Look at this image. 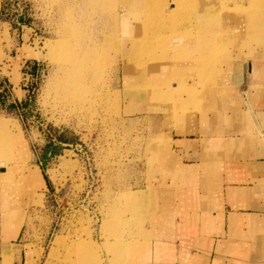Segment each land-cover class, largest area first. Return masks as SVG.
Returning a JSON list of instances; mask_svg holds the SVG:
<instances>
[{
	"label": "rangeland",
	"instance_id": "rangeland-1",
	"mask_svg": "<svg viewBox=\"0 0 264 264\" xmlns=\"http://www.w3.org/2000/svg\"><path fill=\"white\" fill-rule=\"evenodd\" d=\"M162 1L141 0L126 22L124 0L0 1V215L9 219V207L20 215L11 220L15 233L24 222L16 242L34 249L24 264H71L84 253L85 264L137 261L151 201L150 187L140 189L154 175L165 131L202 111L199 94L223 77V56L264 48V0ZM202 2L220 18L212 40ZM248 6L260 34L210 50ZM174 18L179 24L161 28ZM171 31L195 51L190 61L162 49ZM20 54L36 63L28 78ZM69 67L83 91L63 102L55 86ZM40 169L43 180L33 177ZM16 252L0 253V264H15Z\"/></svg>",
	"mask_w": 264,
	"mask_h": 264
},
{
	"label": "crops",
	"instance_id": "crops-1",
	"mask_svg": "<svg viewBox=\"0 0 264 264\" xmlns=\"http://www.w3.org/2000/svg\"><path fill=\"white\" fill-rule=\"evenodd\" d=\"M21 54L28 78L36 63ZM246 55L223 56V77L199 94L202 111L165 131L154 175L140 189L151 194L143 248L128 264H264V48ZM6 213L0 253L12 248L24 264L34 249L16 242L24 222L15 233L8 223L20 215Z\"/></svg>",
	"mask_w": 264,
	"mask_h": 264
},
{
	"label": "bare ground",
	"instance_id": "bare-ground-1",
	"mask_svg": "<svg viewBox=\"0 0 264 264\" xmlns=\"http://www.w3.org/2000/svg\"><path fill=\"white\" fill-rule=\"evenodd\" d=\"M98 1V0H97ZM122 1V0H121ZM125 2H124V6L121 8V13L122 14H119L120 16L122 15L124 18V22H126L125 21V18L127 17V15L129 14V13H131L132 11H130L131 9L132 10H135L136 9V6H138V5H140V2H141V0H124ZM146 1H148V0H146ZM151 1V0H150ZM162 1V0H161ZM164 1V0H163ZM162 1V2H163ZM167 0H165V2H166ZM212 1V0H211ZM210 1V2H211ZM218 1V3H220V5H221V2H219L220 0H216V2ZM215 2V3H216ZM150 3V2H149ZM148 3V4H149ZM203 3V6L205 7L204 9H206L205 11H204V13L205 14H203V18L205 17V26H206V31H205V33H208V35L207 36H212L211 38H210V40H212V38H214L215 37V35L216 34H218V35H220V32L218 31L221 27H220V18H219V20H217V19H215V17L216 16H214V14H215V12H213L212 10H210V8L209 9H207L206 8V3H204V2H202ZM208 3H209V1H208ZM122 4H123V2H122ZM144 4V3H143ZM197 4V3H196ZM129 6V11L130 12H128V10L126 11V6ZM148 6V5H147ZM146 8V7H145ZM143 9V8H142ZM149 9V8H148ZM144 10V9H143ZM150 11V10H149ZM221 10H219V11H217L218 13H221L220 12ZM251 6H248V7H246V8H244V9H242V11H239V13L237 14L238 15V17H241L242 19L239 21V24L237 23L236 25H232L231 27H229V30H227V33H228V35L227 36H225V39H227L228 41L225 43V39L224 38H221V37H217L216 39V41L215 42H213L212 43V41L210 42V47H209V49L210 50H213V51H215L216 52V46H220L221 48L223 47V49H229V47H228V44H230V43H228L229 41L231 42V43H233V42H235L236 40H237V42H238V39H239V37L240 36H242V37H245V36H247V37H250V38H252V37H255L256 35L258 36V34H260V33H258V31H256L257 29L256 28H253V26H251V22H250V16H251ZM146 13H147V11H146ZM136 14V13H135ZM118 15V16H119ZM147 16V15H146ZM149 16H150V14H149ZM148 16V17H149ZM176 16V15H175ZM221 16V15H220ZM134 17H135V15H134ZM201 17V16H200ZM187 18V17H186ZM189 18H191V17H189ZM129 19V18H128ZM183 19V18H182ZM135 20V19H134ZM179 18H174L173 20H172V22L170 23V24H165V25H163V26H161V28L162 27H171V26H175L177 23L179 24ZM189 20V19H188ZM100 21V20H99ZM133 21V20H132ZM110 22L112 23L113 22V18H111V20H110ZM129 22V21H128ZM140 22V21H139ZM185 22H187V21H185ZM204 22V21H203ZM107 23H108V20H107ZM197 23V22H196ZM186 24V23H185ZM202 24V23H201ZM219 27V28H218ZM160 28V27H159ZM138 29V28H137ZM180 29H181V27H180ZM185 29V28H184ZM183 29V30H184ZM173 30V29H172ZM174 30H176V29H174ZM150 32V31H149ZM172 32V31H171ZM176 32H180L179 30L178 31H176ZM176 32H174V33H176ZM216 32H218V33H216ZM166 33V32H165ZM173 33V32H172ZM174 33L173 34H171V36H170V38H171V40L170 41H168L166 44H165V46H163V48L162 49H164V48H167V50H169V48L171 47L172 49V51L171 52H173V55L174 56H176V57H178L177 55H179V57H178V59H181L182 61L183 60H185V61H190L191 60V58L193 57V55H196L195 54V51L194 50H192V52L190 51V50H188V46H185L187 43L185 42L186 40L185 39H183L184 38V35H178L177 37L174 35ZM187 33V32H186ZM204 33V34H205ZM213 33V34H212ZM150 34H152V33H150ZM211 34V35H210ZM154 36H156L157 37V35L158 34H153ZM152 35V36H153ZM167 35V34H166ZM165 35V36H166ZM165 36H163V37H165ZM188 36V35H187ZM120 37H122V36H120ZM135 37V36H134ZM138 37V36H137ZM180 37V38H179ZM186 37V36H185ZM122 38H124V37H122ZM126 38V37H125ZM168 38V37H167ZM182 38V39H181ZM181 39V40H180ZM182 41V42H180V41ZM185 40V41H184ZM108 42V41H107ZM120 42V41H119ZM127 43V42H126ZM213 44V45H212ZM224 44V45H223ZM137 45V44H136ZM232 45V44H231ZM105 46H108V45H106L105 44ZM104 46V47H105ZM144 47V45H141V47ZM183 46V47H182ZM214 47V48H211V47ZM227 46V47H226ZM138 47V46H137ZM179 47H181L180 49H178ZM212 51V52H213ZM132 52H134V51H132ZM142 52V51H141ZM228 52V51H227ZM135 53V52H134ZM168 54V52H163L162 53V58H166V56L165 55H167ZM172 54V53H171ZM226 54V53H225ZM192 56V57H191ZM162 61V60H161ZM178 61V60H177ZM92 62H93V59H92ZM133 62V61H132ZM164 63H166V62H162L161 64H164ZM129 68V66L128 65H124L123 66V69H128ZM137 70V69H136ZM174 73H175V71H171L170 73H169V75L170 76H172V77H174ZM77 75V76H76ZM124 79H126V77H124ZM173 79V78H172ZM125 85H126V83H125ZM82 85H81V82H80V79H79V75H78V69H72V68H66V69H64V70H62V75H61V78H60V80H59V82H58V84L55 86V92H56V95H57V97H59L63 102H69V101H72V100H75V99H77L81 94H82ZM168 87H170L171 88V86H168ZM81 89V90H80ZM36 177L37 179H41V180H43V177H42V174H41V172H37V173H35V175H33V177ZM6 209V208H5ZM7 214V213H6ZM10 215V214H9ZM12 215V214H11ZM13 216V215H12ZM14 221V220H13ZM13 223L14 222H12V223H10L11 225H13ZM121 246H126V244H125V242H122L121 244H120ZM85 254V253H84ZM79 255V256H77V258H75L74 260H71V264H85V261H86V257H85V255ZM4 264H9L7 261L4 263Z\"/></svg>",
	"mask_w": 264,
	"mask_h": 264
}]
</instances>
